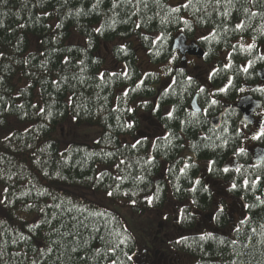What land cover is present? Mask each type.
Instances as JSON below:
<instances>
[{
    "label": "trees",
    "instance_id": "trees-1",
    "mask_svg": "<svg viewBox=\"0 0 264 264\" xmlns=\"http://www.w3.org/2000/svg\"><path fill=\"white\" fill-rule=\"evenodd\" d=\"M181 1L0 0V264H137L124 219L63 185L169 210L177 228L154 221L145 243L166 232L175 264H264V162L233 108L209 123L248 92L264 107L245 87L264 67V0ZM178 33L203 57L182 64ZM85 125L96 138L64 146Z\"/></svg>",
    "mask_w": 264,
    "mask_h": 264
},
{
    "label": "rangeland",
    "instance_id": "rangeland-1",
    "mask_svg": "<svg viewBox=\"0 0 264 264\" xmlns=\"http://www.w3.org/2000/svg\"><path fill=\"white\" fill-rule=\"evenodd\" d=\"M187 0L181 1V2H186ZM189 42V41H188ZM238 42H241L243 44H245L246 46H250L252 44V42L250 40H244L241 41L239 40ZM264 52V50H263ZM200 59V58H199ZM143 61V66L149 68L147 61L145 58H142ZM200 64L203 65L201 60H197L196 62H194V64ZM209 66L205 65V70L208 71L209 68H207ZM259 130L258 125L255 123V125L253 126V134H255V132ZM99 131V127L98 126H82L80 128L77 129V134L81 135H88L87 138H77L74 136H68L67 140H66V144L71 143V142H86V143H91L97 136ZM60 189L63 190H68L71 192H74L80 196H83L91 201H93L94 203L109 208L110 210L118 213L126 222L127 227L129 228L130 232L133 234V236L136 238L137 242L139 243V245L141 246V251L140 253L141 256L139 257V264H167L165 263L162 255L158 252V250L156 249V247L153 248V250H146L145 246V242H148L151 238L149 232L151 230H153L154 228L157 227V225L160 228H165V229H175L177 228V225L173 222L172 225L171 224H166L163 220V218L169 214V210H164L162 212H158V213H150V214H143V215H132V212L130 210V206L126 203H122V202H111L108 200L107 194L105 192H96V191H92V190H87L84 188H80V187H72V186H60ZM3 194H4V187L2 185H0V201L3 198ZM230 205V204H229ZM233 206L234 209H232L233 207H230V211L231 213L237 212L239 207V204L237 203H233V201L231 202V205ZM237 208V209H236ZM170 212L172 213L171 209ZM173 214V213H172ZM205 220V219H204ZM157 225H156V223ZM203 223V222H202ZM205 224L208 226L206 229H209L210 225H209V221L206 220ZM159 228V232H161ZM145 248V251H144ZM150 256V257H149Z\"/></svg>",
    "mask_w": 264,
    "mask_h": 264
},
{
    "label": "water",
    "instance_id": "water-1",
    "mask_svg": "<svg viewBox=\"0 0 264 264\" xmlns=\"http://www.w3.org/2000/svg\"><path fill=\"white\" fill-rule=\"evenodd\" d=\"M172 51H177L181 56V61H185L186 55L189 56H203L202 49L195 43L190 42L187 44V38L183 33L178 34L172 43ZM258 75L262 81H264V68L258 71ZM260 107V102L254 100L251 96H244L238 100L234 105V108L241 112L242 117L241 121L243 123L250 124L252 123L251 114L255 109ZM191 108L193 111L198 112L200 108L197 104V96L195 95L191 101ZM219 116L211 120L212 126L216 127L218 125ZM264 160V148L255 149L254 155L252 158L253 163H259Z\"/></svg>",
    "mask_w": 264,
    "mask_h": 264
},
{
    "label": "flooded vegetation",
    "instance_id": "flooded-vegetation-1",
    "mask_svg": "<svg viewBox=\"0 0 264 264\" xmlns=\"http://www.w3.org/2000/svg\"><path fill=\"white\" fill-rule=\"evenodd\" d=\"M257 114L256 112H254V115ZM264 114V113H263ZM262 114V115H263ZM262 115H258L255 116V123L257 125H259L260 123V118ZM254 123V125H255ZM259 123V124H258ZM170 243H171V239L169 237H167V233H164V237L160 240V245H158V247L156 246V248L159 250V252L161 253V255L163 256L164 261L167 264H175L176 262H178V255L174 254L171 252L170 249ZM150 246V245H149ZM152 247V246H151ZM148 249H151L149 247H147ZM175 262V263H174Z\"/></svg>",
    "mask_w": 264,
    "mask_h": 264
},
{
    "label": "snow or ice",
    "instance_id": "snow-or-ice-1",
    "mask_svg": "<svg viewBox=\"0 0 264 264\" xmlns=\"http://www.w3.org/2000/svg\"><path fill=\"white\" fill-rule=\"evenodd\" d=\"M259 135V134H258ZM228 169H225V171H227ZM198 183V182H197ZM233 187H235V185H233ZM109 195H111V193H109ZM149 202H151V198H149ZM129 259H131V257H129Z\"/></svg>",
    "mask_w": 264,
    "mask_h": 264
}]
</instances>
